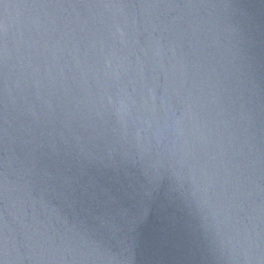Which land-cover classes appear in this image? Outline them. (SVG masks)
<instances>
[{
  "label": "water",
  "instance_id": "95a60500",
  "mask_svg": "<svg viewBox=\"0 0 264 264\" xmlns=\"http://www.w3.org/2000/svg\"><path fill=\"white\" fill-rule=\"evenodd\" d=\"M4 3L17 7L5 12L0 4V161L14 153L25 161V165L13 166L23 175L25 157L32 151L47 163L52 146L63 151L66 141L75 144L79 136L84 142L90 140L89 147L106 158L111 149L118 166L102 172L93 168L90 175L113 191L132 194L129 185L135 187V182L142 180L139 166L127 162L137 155V130L141 144L151 148L154 156L157 137L161 145L171 141L170 117L173 112L180 115L191 93L207 121L206 139L195 138L197 167L207 174L201 179L208 186L210 204L222 231L230 234L232 205L240 193L252 190L248 181L240 187L234 165H244V176L248 177L247 165L256 155L248 160L233 156L221 122L224 118L217 115L211 87L217 79L213 69L222 71V54L226 53L215 42L226 44L228 28L237 29L244 40L260 105L257 147L261 159L251 180L264 187V0ZM116 23L124 32L122 39L114 35ZM121 101L127 106L123 116L118 113ZM161 173V187L174 184L171 170L162 169ZM9 179L24 183L13 175ZM41 187L37 183L32 192L37 200ZM46 201L47 208L33 204L20 188L12 193L7 210L0 201V213L11 229L9 235L23 245L26 236L35 239L37 233L53 235L55 230L65 238L76 264H93L89 257L92 244L108 247L107 240L93 231L91 219L74 217L57 199L46 197ZM258 205L264 207V195H253L244 204L252 215L256 214L252 208ZM53 208L67 218L69 227L75 224L74 233L65 231ZM214 225L211 215L206 218V210L191 195L189 184L172 199L161 193L134 247V264H226L213 251Z\"/></svg>",
  "mask_w": 264,
  "mask_h": 264
},
{
  "label": "clouds",
  "instance_id": "9594fccd",
  "mask_svg": "<svg viewBox=\"0 0 264 264\" xmlns=\"http://www.w3.org/2000/svg\"><path fill=\"white\" fill-rule=\"evenodd\" d=\"M5 12L9 5L0 0ZM107 7V5H106ZM122 8L123 6L116 5ZM115 34L122 39L124 32L118 23L114 24ZM6 31V29H3ZM226 44L221 45L216 41L218 48H224L222 54L225 63L221 65L222 71L216 73V83L212 84L213 103L216 105L217 115L223 117L222 123L228 134L229 146L233 149V156L243 160L255 153L256 159L249 161V176H244V165L237 162V180L240 187L248 181L252 190L240 193L236 203L232 205L234 213L231 216V233H225L220 227L217 212L210 204L208 186L201 177H206L203 169H198L194 155L195 138L201 141L206 139L204 129L207 121L197 110L198 102L191 93L184 100L185 107L180 115L172 113L170 123L167 125L172 133V139L167 145H161L157 137L155 155L152 149L141 144L140 130H137L135 139L137 155L128 158V163L138 165L141 170L142 180L135 182L133 193L121 189L113 191L111 187L100 184L96 176L90 175V169L102 172L104 169L117 168L110 149L107 158L89 147L91 141L84 142L77 136L75 144H68L63 151L52 146L48 162L42 163L41 159L32 151L25 157L27 166L21 175L13 167L14 164L25 165L24 160H19L15 154L7 156L0 161V201L4 202L5 210L12 198V193L18 188L23 191L24 197L32 202L48 207L46 197L59 200L76 218L91 219L93 231L101 234L107 240L108 247L93 243L89 257L93 264H134L133 250L140 236L141 229L148 222L152 206L163 193L168 199L189 184L191 195L197 199L202 210H206L215 222L212 232L211 244L213 251L226 261V264H264V207L252 208L255 215L249 214L244 204L251 200L253 195H264V187L251 180L256 165L261 156L257 147V109L260 105L256 102L259 98L257 87L250 74L248 58L244 51V40L235 28L226 29ZM152 100H155L153 95ZM111 103V100H109ZM118 113L127 114V106L120 102ZM191 125V127H189ZM246 150V151H245ZM43 155V154H42ZM125 157L128 154L125 153ZM171 170L173 185L161 187V170ZM198 172L200 175H198ZM23 179L22 185L9 176ZM27 177V179H25ZM41 185L40 198L33 195L36 184ZM235 199V198H234ZM15 205L13 204V207ZM57 219L65 226L67 233L75 232V224L68 226L66 217H61L58 209H51ZM11 229L0 213V264H76L77 258L72 250L64 243L65 238L53 230V235L37 233L36 238L26 236V243L21 245L10 236ZM78 235V233H77ZM57 239L60 244H57ZM23 249V251L21 250Z\"/></svg>",
  "mask_w": 264,
  "mask_h": 264
}]
</instances>
